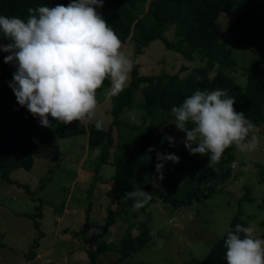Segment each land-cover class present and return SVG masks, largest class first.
Masks as SVG:
<instances>
[{
	"label": "trees",
	"instance_id": "16d2710c",
	"mask_svg": "<svg viewBox=\"0 0 264 264\" xmlns=\"http://www.w3.org/2000/svg\"><path fill=\"white\" fill-rule=\"evenodd\" d=\"M70 0H0V15L26 19L28 9L37 6L67 5ZM97 11L109 24L121 41L130 40L133 45L135 66L130 75V81L124 91L116 97H110L112 124L123 123L121 113L133 105L134 93L142 89V105L146 114H153L156 119L163 121L173 120L171 114L173 106H179L183 100L195 90L227 89L230 96L236 99L234 105L237 112H243L255 125H264V0H104L102 8ZM222 12H231L233 19L225 32L220 30L218 16ZM172 26L175 28L176 39L165 34ZM155 38L163 40L166 47L182 52L188 57L198 53L203 63L194 67L186 76L180 72L161 71L157 73H141L139 70L138 55ZM10 41L0 34V44ZM249 44L253 46V54L242 67L246 75L245 86H240L227 70L237 69V59L232 45ZM10 53L0 51V173L7 181L23 185L11 179L12 170L16 167L30 168L33 164L32 141L39 144L54 146L60 138L71 136H86L87 146L99 148L95 156L94 173L97 175L103 163L110 160L113 164V173L110 175V185L104 187L108 196L117 198L118 208L107 206L106 225L114 222L116 215L127 221L119 241L103 237L90 238L85 235L89 227V213L86 212L83 220L82 238L86 242L85 251L89 264H98L97 253L107 249L117 251L116 262L123 263L132 251L141 249L150 239L149 220L151 219L150 203L159 197L172 205L184 206L193 202L196 194L203 192L209 195L220 183L229 180L233 175L230 164L234 160L231 148L227 149L216 165L209 164L208 156L191 155L186 147L177 148L180 157L179 167L183 170V180L166 177L155 185L156 162L152 158L149 148L154 144L164 142L161 129L152 123L134 126L137 135L129 139L119 140L113 150L112 127L98 131L94 123L87 120L73 122L70 125L61 124L51 117V127H44L39 117H34L26 107L19 105L17 98L9 87L16 71L15 64L4 62ZM210 71H213L210 74ZM104 87H110L105 81L103 87L97 91L98 99H103ZM197 145H194V147ZM142 174V188L151 195L149 203L134 210L133 199H123L125 192L133 190L136 180ZM209 183L203 191L201 183L209 178ZM50 178V169L40 178L39 187H44L45 181ZM27 187L26 185H24ZM28 188V187H27ZM29 191V188H28ZM250 188L245 187L239 199L236 212L229 219L223 234L217 237L209 247V251L197 264H227L224 240L227 231L234 230L236 224L247 226L241 217L240 201L249 199ZM34 210H23L19 213L29 216L32 224L38 228L37 234L29 244L25 256L31 262L38 264L36 258L39 238L42 234L40 226L41 197ZM92 202L86 207L88 210ZM264 207V195L262 199ZM264 225V218L260 220ZM133 229L136 231L134 232ZM7 245L0 241V247ZM27 259V260H28ZM132 264H151L145 260Z\"/></svg>",
	"mask_w": 264,
	"mask_h": 264
},
{
	"label": "rangeland",
	"instance_id": "374dc122",
	"mask_svg": "<svg viewBox=\"0 0 264 264\" xmlns=\"http://www.w3.org/2000/svg\"><path fill=\"white\" fill-rule=\"evenodd\" d=\"M55 3L58 0H53ZM233 19L231 12H222L218 16L220 30L227 31L229 22ZM165 34L172 39L175 28L172 26ZM122 50L130 57L133 55V45L130 40L121 41ZM237 59V69L227 70V73L240 86H245L246 75L242 67L253 54V46L249 44L230 43ZM141 73L151 74L161 71L180 72L186 76L194 67L204 61L198 53L188 57L182 52L166 47L160 38L153 39L138 55ZM213 71H210L212 74ZM130 81V80H129ZM109 87H104L105 97L98 99L97 115L102 116L104 128L112 127L113 145L119 140L129 139L137 135L134 126L152 123L153 114L144 112L142 89L134 93L133 105L121 113L120 125H113L111 101L107 96ZM145 118V123H144ZM155 125L161 129L164 142L154 144L152 158L158 163L157 152L176 153L177 148L185 147L181 141L185 134L178 132L173 120L163 121L154 118ZM256 134L261 138L260 148L253 152H241L231 148L234 160L230 164L233 175L224 183H220L208 196L203 192L196 194L189 205L174 206L159 197L150 203L151 219L149 220L150 239L141 249L132 251L123 263L132 264L145 260L151 264H197L209 251L212 242L221 236L236 212L239 199L246 186L250 188L249 199L240 201L241 217L249 224L257 227L256 235L264 238V218L262 199L264 195V125H256ZM175 138V146H171L165 137ZM34 160L28 168L16 167L12 170L11 179L23 185L2 178L0 173V241L7 245L0 247V264H28L31 262L25 252L37 234V229L29 216L19 213L23 210H34L41 197L40 226L42 234L36 255L38 264H89L85 251L86 242L82 238L83 220L89 213V227L85 235L90 238L103 237L106 240L119 241L127 221L120 215L114 222L106 225V209H117V198L108 196L104 187L110 185V175L113 164L110 160L103 163L99 173H94L95 156L99 148H90L86 136H71L60 138L54 146L39 144L32 141ZM179 156V155H177ZM50 169V178L44 187H39L40 178ZM156 178L159 173L156 172ZM163 175L176 177L181 184L183 170L179 164L168 162ZM142 174L136 180L133 189H142ZM157 180L156 183H158ZM213 178L201 183L203 191ZM26 185L29 188L25 187ZM143 187V186H142ZM91 207L86 210L88 202ZM135 232L136 230L133 229ZM117 251L107 249L98 251V264H119L116 262ZM28 259V260H27Z\"/></svg>",
	"mask_w": 264,
	"mask_h": 264
},
{
	"label": "clouds",
	"instance_id": "9594fccd",
	"mask_svg": "<svg viewBox=\"0 0 264 264\" xmlns=\"http://www.w3.org/2000/svg\"><path fill=\"white\" fill-rule=\"evenodd\" d=\"M103 5L104 0H70L67 5L29 8L26 19L0 15V34L10 41L0 44V51L10 53L4 62L16 66L9 87L19 105L39 117L44 127L52 126L51 117L64 125L87 120L103 131L97 91L107 80V96L116 97L129 83L135 61L122 50L120 38L97 11ZM235 103L227 89H197L172 107L173 124L185 134L181 143L191 155L208 156L209 164L216 165L231 147L247 153L260 148L256 125L235 110ZM165 139L175 146L174 137ZM156 159L159 176L154 185L164 179L168 162L180 163L175 153L157 152ZM122 198L133 199V209L139 210L151 195L133 189ZM256 233L255 224H236L227 231V264H264V238Z\"/></svg>",
	"mask_w": 264,
	"mask_h": 264
}]
</instances>
